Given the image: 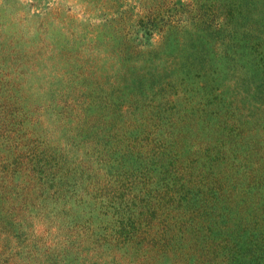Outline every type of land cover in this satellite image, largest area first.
Masks as SVG:
<instances>
[{
  "label": "rangeland",
  "instance_id": "obj_1",
  "mask_svg": "<svg viewBox=\"0 0 264 264\" xmlns=\"http://www.w3.org/2000/svg\"><path fill=\"white\" fill-rule=\"evenodd\" d=\"M0 264H264V0H0Z\"/></svg>",
  "mask_w": 264,
  "mask_h": 264
},
{
  "label": "trees",
  "instance_id": "obj_2",
  "mask_svg": "<svg viewBox=\"0 0 264 264\" xmlns=\"http://www.w3.org/2000/svg\"><path fill=\"white\" fill-rule=\"evenodd\" d=\"M122 231H124L123 233L125 234V236H127V231H129V230H127V229H122Z\"/></svg>",
  "mask_w": 264,
  "mask_h": 264
}]
</instances>
